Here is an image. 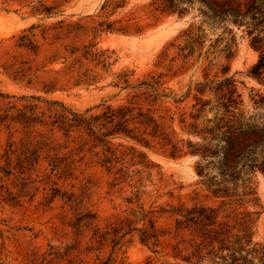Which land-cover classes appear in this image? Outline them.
I'll list each match as a JSON object with an SVG mask.
<instances>
[{
  "label": "trees",
  "instance_id": "1",
  "mask_svg": "<svg viewBox=\"0 0 264 264\" xmlns=\"http://www.w3.org/2000/svg\"><path fill=\"white\" fill-rule=\"evenodd\" d=\"M127 4L128 0H103L99 8L101 18L94 31L135 34L143 30L145 25L135 10L129 9L110 18ZM194 4L198 5L200 19L187 24L157 54L155 65L163 69H152L133 80V71L121 69L114 73L112 83L127 90L119 100L105 99L83 110L69 107L58 99L46 100L49 113L38 112L36 102L28 100L39 98L35 94L20 97L27 100L19 106L11 99L3 107L0 105V120H7L10 136L20 129L25 131L24 140L36 153L33 162H37L41 150L48 153L50 171L57 175L52 180L53 196L59 195L57 191L61 187L57 180L60 176L82 175L78 179L79 192L65 190L60 194L65 205L60 217L63 220L75 218L74 231L79 236L73 243L75 260L79 261L82 253L96 250L99 261L93 264H112L118 258L116 247L126 235H136L140 243L154 252L171 257L168 264H264V239H254L259 210H249L244 205L256 204L259 197L254 173L259 170L264 174V94L258 93V98L253 100L259 110L250 112L244 106L236 80L229 75L218 78L216 74L197 81L195 92L189 86L178 93L169 85L168 75L173 63L167 62L176 57L184 62L204 55L211 56L210 65L224 69L237 50L229 22L244 25L248 43L259 51L249 70L250 76L263 83L264 0H146L140 6L142 11L156 18L162 13L183 15ZM217 28H220L219 34L209 37L205 45L208 30L213 32ZM112 51L86 43L73 58L94 61L95 65L107 68L112 63ZM214 58L216 62H212ZM80 74L84 76L88 72ZM36 125L46 130L34 133ZM138 144L157 145L174 158L187 154L196 156L194 166L200 177L198 181L218 202L186 204L170 200L147 206L138 203L126 214L113 216L104 227L98 226L97 212L88 199L89 180L85 178L91 166L99 165L111 175V185H133V181L138 180L135 195L144 192L140 185L147 170L164 186L174 183ZM22 161L31 163L23 157L16 178L28 182L31 172ZM7 164L8 169L3 170L7 174L14 173L12 167L9 168L10 161ZM175 187L171 186L166 193L172 196ZM5 190L9 196L0 200L5 202L18 197L9 187ZM12 227L5 217H0V234ZM10 236L11 233L4 234L5 238ZM86 236V241L81 243ZM107 246L109 253L102 260L100 253ZM118 264L128 263L120 258Z\"/></svg>",
  "mask_w": 264,
  "mask_h": 264
},
{
  "label": "rangeland",
  "instance_id": "2",
  "mask_svg": "<svg viewBox=\"0 0 264 264\" xmlns=\"http://www.w3.org/2000/svg\"><path fill=\"white\" fill-rule=\"evenodd\" d=\"M103 0H0V105L3 107L8 99L18 106L27 99L20 98L30 94L39 98H30L36 102L37 110H48L46 100L58 99L65 105L80 110L94 106L105 99L117 101L127 93L126 89L112 83L114 73L119 70L133 71L131 80L147 73L152 69H163L156 66L157 54L163 46L171 41L191 21L198 22V5L194 4L185 14L162 13L156 18L142 11L140 4L146 0H128L126 7L119 13L110 16L114 18L127 10H135L140 15L144 29L135 34L123 32H103L94 29L97 26L99 8ZM136 8V6H138ZM236 39V54L223 69L210 65L211 56H193L182 61L176 57L167 62L173 63V70L168 75L169 85L178 93L189 86L195 92V83L205 76L218 78L223 75L232 76L242 93L244 106L250 112L258 111L253 100L259 94H264V82L260 83L250 76V69L258 58L259 51L248 43L244 25L236 26L229 22ZM220 28L208 30L206 45L209 37L219 34ZM86 43L94 44L97 48H109L112 51V63L103 68L95 65L94 61L79 59L78 54ZM78 48V49H76ZM216 62V59H212ZM88 72L82 76L80 72ZM92 79V80H91ZM264 79V75H263ZM4 93L14 94L7 97ZM55 105V104H54ZM56 106V105H55ZM13 111V110H10ZM7 120H0V197L9 196V187L18 197L12 200H0V217H5L13 227L0 234V264H93L99 261L96 250L82 253L80 260L74 259L73 243L79 240L75 233L73 219L63 220L59 213L65 208L60 194L65 190L79 192L80 181L77 178L60 176L57 184L61 187L55 193L52 180L57 176L50 171L48 153L41 150L37 162L33 158L36 153L29 147L25 131L20 129L10 136ZM18 126V123H16ZM46 128L36 125L35 132L45 131ZM60 134V133H59ZM34 139L39 140L37 134ZM37 145L39 142H37ZM138 147L147 154L148 158L157 162L166 177H171L174 183L165 185L156 182L147 170L141 178L138 195L133 192L138 180L133 185L128 183L111 185L112 176L107 174L99 165L87 169L89 180V203L97 212L95 222L104 227L106 222L115 215H124L131 207L141 203L145 206L164 204L167 201H184L186 204L203 201L217 203L215 197L205 189L194 166L196 156L187 154L172 157L157 145ZM28 158L31 163L22 161L31 176L26 180L16 178L22 158ZM33 158V159H32ZM7 161L14 173L7 174ZM77 173V172H76ZM20 176V175H19ZM88 177V178H87ZM256 194L259 199L256 204L245 203L249 210H259L254 223V239H264V174L259 170L254 173ZM75 183L71 186V183ZM176 185L173 195L168 188ZM129 200V201H128ZM10 201V202H9ZM64 205V206H63ZM6 227V226H5ZM5 233H11L5 238ZM87 233L85 230L84 234ZM82 234V235H84ZM81 235V237H82ZM88 236V234H87ZM82 238L81 243L86 241ZM83 245V244H81ZM110 247L100 253L105 259ZM118 258L112 264H118L119 259H125L128 264H168V259L161 252H154L151 247L140 243L136 235H126L121 245L116 247ZM81 259L84 261L81 262Z\"/></svg>",
  "mask_w": 264,
  "mask_h": 264
}]
</instances>
